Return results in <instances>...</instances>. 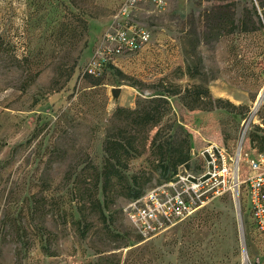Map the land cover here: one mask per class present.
Listing matches in <instances>:
<instances>
[{
	"label": "rangeland",
	"instance_id": "1",
	"mask_svg": "<svg viewBox=\"0 0 264 264\" xmlns=\"http://www.w3.org/2000/svg\"><path fill=\"white\" fill-rule=\"evenodd\" d=\"M74 1L0 0V264H264L245 192L151 237L126 214L129 190L145 193L172 172L158 166L157 131L177 146L189 140V170L201 169L198 155L210 145L233 150L245 135L249 155L258 149L251 139L264 136L261 0L139 3L129 23L149 29V44L99 77L85 65L123 23L125 0ZM81 9L88 31L79 40ZM197 89L223 102L206 109ZM157 97L164 101L150 102ZM144 110L162 116L157 127L140 121ZM108 135L134 137L141 154L104 193Z\"/></svg>",
	"mask_w": 264,
	"mask_h": 264
},
{
	"label": "built area",
	"instance_id": "2",
	"mask_svg": "<svg viewBox=\"0 0 264 264\" xmlns=\"http://www.w3.org/2000/svg\"><path fill=\"white\" fill-rule=\"evenodd\" d=\"M139 3L163 8L167 0H125L119 10L123 23L104 34L85 65L86 74L99 77L110 65L119 66V56L147 47L151 38L149 29L129 23L130 14ZM246 142L243 135L233 150L210 145L198 155L204 162L200 170L182 165L170 178L130 200L126 214L133 227L145 237L155 236L214 200L224 197L241 200L245 192L253 224L264 240V152L254 148L250 156Z\"/></svg>",
	"mask_w": 264,
	"mask_h": 264
},
{
	"label": "trees",
	"instance_id": "3",
	"mask_svg": "<svg viewBox=\"0 0 264 264\" xmlns=\"http://www.w3.org/2000/svg\"><path fill=\"white\" fill-rule=\"evenodd\" d=\"M72 2H75L74 0H72ZM254 8V12L256 14V24L262 28L263 27V22L260 19V15H258V12L256 10L255 7ZM260 9H261V13L263 15L264 18V0H261V4H260ZM84 14H87L85 9H81L80 10V14L77 17V20L79 21V40L80 37H84L85 35H87V31H88V27H87V21L84 18ZM224 19H222L223 21ZM219 23L221 24V20H219ZM234 24V23H232ZM248 23H245V26L247 27ZM223 28V26L221 25L220 28ZM217 29V30H218ZM76 32L77 29L74 27L73 29L70 30V38H76ZM223 31L219 30L217 32V35H221ZM230 33V32H229ZM79 40L77 42H79ZM85 45H86V41H85ZM75 71V64H71L68 65L67 67H65L63 69L62 74H60V77L64 78L65 81H69L70 78L72 77L73 73ZM99 84V81H95L94 85ZM200 88V87H197ZM198 93L196 94L197 96V102L201 105L204 106V108L208 109V108H212L214 107V102L216 104H220L223 102L222 99H216L213 100L211 97L207 96L206 93V97L203 94L204 92L201 91L200 89H197ZM173 94H178V91H172ZM207 98V99H206ZM164 101V98L162 97H157V98H152L150 102H161ZM229 104L231 105V103L229 102ZM198 105V106H201ZM222 106V105H221ZM224 107V106H222ZM154 108V106H153ZM123 109H118V112H122ZM133 113L136 112L132 111ZM161 117L160 114H157L156 111L152 110H144L143 112V116L140 118V121H144L143 123L146 124L148 122V124L150 125V128L153 129L155 127L158 126V124L161 122ZM159 134L160 132L157 131L152 139V144L154 145L155 149L158 151L157 155L159 156L158 158V166L162 169V171L164 172V174H167L169 171V168H172V172L170 175H167L166 177H164V179H168L170 178L174 173H176L177 169L179 166L187 163V161L189 160V148H190V142L187 139L184 143L180 142V144L177 146L175 144L174 141L172 142H168V141H161L159 139ZM252 140V143L255 144V146L257 145L259 151L264 152V136L263 137H259V136H254ZM159 142V143H158ZM158 143V145H157ZM173 144L175 146H173ZM171 147V148H170ZM104 151L106 153V158H105V163H104V171H103V175L105 178V183H104V193L105 191H107L108 185L112 183V181L114 180V178L118 177V176H122V171H125L128 169V165H129V161L141 154L140 150L138 149V147L135 145V138L134 137H130V138H123L121 137V135L119 136H111L108 135L106 141H105V145H104ZM155 154V152H154ZM129 194H131L132 198H137L140 197L141 195H143L144 191L141 192L139 190H135L133 193H130L131 190L128 191ZM87 197H94L93 193H89L87 195ZM90 205H95V203L97 204L98 207H100V203L98 201V199H92L89 201ZM102 211V210H101ZM79 212L81 215H84V211L82 208L79 209ZM103 214V212H101ZM47 254H50L49 252H47Z\"/></svg>",
	"mask_w": 264,
	"mask_h": 264
},
{
	"label": "water",
	"instance_id": "4",
	"mask_svg": "<svg viewBox=\"0 0 264 264\" xmlns=\"http://www.w3.org/2000/svg\"><path fill=\"white\" fill-rule=\"evenodd\" d=\"M120 92H121V89H120V88H114V89L112 90V93H113L116 97H118V96L120 95Z\"/></svg>",
	"mask_w": 264,
	"mask_h": 264
}]
</instances>
